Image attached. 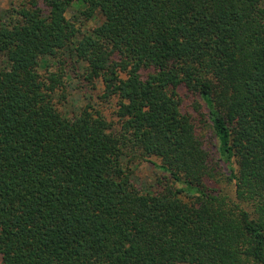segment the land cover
<instances>
[{
    "label": "trees",
    "instance_id": "1",
    "mask_svg": "<svg viewBox=\"0 0 264 264\" xmlns=\"http://www.w3.org/2000/svg\"><path fill=\"white\" fill-rule=\"evenodd\" d=\"M0 260L264 264V0L0 8Z\"/></svg>",
    "mask_w": 264,
    "mask_h": 264
},
{
    "label": "rangeland",
    "instance_id": "2",
    "mask_svg": "<svg viewBox=\"0 0 264 264\" xmlns=\"http://www.w3.org/2000/svg\"><path fill=\"white\" fill-rule=\"evenodd\" d=\"M17 1L18 0H0V8L6 7L10 3H15ZM76 7L77 6H72L69 8V10L66 13L67 17L71 16L73 11L76 10ZM97 22L98 21H96L95 23H97ZM92 24H93V22L89 23V25H92ZM101 88H102V85L100 82H98L95 90L90 91V92H88L87 90H84V92L86 91V93H88V95L91 94L92 103H94L95 106L97 108H99L107 116V118L114 120L115 117L112 113L113 112L112 103L105 102V101L103 102V100H100L98 97V95L101 91ZM82 90H83V88H82ZM73 95H75L74 92H73ZM186 104H188V103L186 102ZM152 160L157 161V159H155V158H152ZM136 174L138 176L139 182H142L144 184H146V183L149 184L150 182L154 181V179L157 176H161L160 174H162V172L158 168H156L152 162L142 161L139 164L137 163ZM0 264H2L1 260H0Z\"/></svg>",
    "mask_w": 264,
    "mask_h": 264
}]
</instances>
